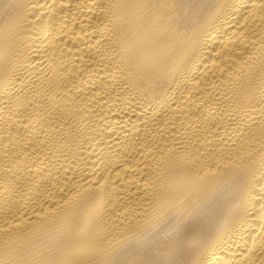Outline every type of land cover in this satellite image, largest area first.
Here are the masks:
<instances>
[{
  "label": "bare ground",
  "instance_id": "obj_1",
  "mask_svg": "<svg viewBox=\"0 0 264 264\" xmlns=\"http://www.w3.org/2000/svg\"><path fill=\"white\" fill-rule=\"evenodd\" d=\"M0 264H264V0H0Z\"/></svg>",
  "mask_w": 264,
  "mask_h": 264
}]
</instances>
